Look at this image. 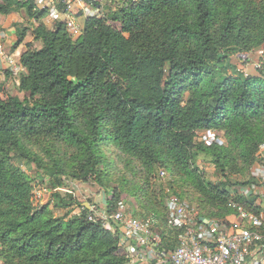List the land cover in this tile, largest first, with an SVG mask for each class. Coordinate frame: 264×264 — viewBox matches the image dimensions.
<instances>
[{"label":"trees","instance_id":"obj_1","mask_svg":"<svg viewBox=\"0 0 264 264\" xmlns=\"http://www.w3.org/2000/svg\"><path fill=\"white\" fill-rule=\"evenodd\" d=\"M22 10L33 24L19 32L15 47L29 31L32 42L19 55L16 92L28 97L0 96V264H133L120 254L121 234L110 219L119 198L106 192L104 143L146 175L159 167L180 176L204 215L233 216L231 201L258 211L253 198L238 194L249 180L227 179L260 162L264 60L257 76L229 60L264 42V0H110L77 38L64 21L47 28L34 0H0L2 16ZM207 130L222 133L225 144L196 142V133ZM42 139L66 142L73 153L47 164L26 146ZM202 157L223 182L204 178L196 166ZM21 165L48 177L51 191L64 187L63 178L95 183L106 194L107 219L82 205L77 217H56L49 204L34 208ZM51 198L56 209L71 203L59 192ZM149 207L157 221L144 220L159 232L166 227L157 251H173L176 233L166 226L164 207Z\"/></svg>","mask_w":264,"mask_h":264},{"label":"rangeland","instance_id":"obj_2","mask_svg":"<svg viewBox=\"0 0 264 264\" xmlns=\"http://www.w3.org/2000/svg\"><path fill=\"white\" fill-rule=\"evenodd\" d=\"M106 3H108L107 0L101 5L105 6ZM84 21V18H78L77 25L82 28ZM32 24V20L26 16L24 10L20 11L18 14H10L8 16L0 15V47L4 53H6L7 58V60L0 62V96L4 97L6 95L10 96V94H12L18 96L20 100H24L28 97L27 94L16 92V85L19 81V75L23 73L18 66L19 55L22 51H24V45L26 43L32 42L31 31H29L25 37L23 44H21L19 47H15V44L19 32L24 28L31 30ZM47 26L49 28L51 25ZM38 46L39 44L35 43L33 47ZM263 60L264 42L258 47H253L249 52L235 55L234 57L230 58L229 62L245 76H257L256 69L261 65ZM5 63H7L6 70L1 67L2 64ZM219 136L221 137L220 139L222 141V145L225 144L224 135L220 133ZM42 140L43 142L41 144L31 143L27 144L26 146L30 152L36 154L47 164H51V160H60L65 162L69 158V155L73 153V147L66 142L52 143L51 141L47 142L44 139ZM196 142H198L197 139ZM102 153L104 155L105 163H108V175L110 183L108 185L109 188L106 191L108 193V198L112 199L113 190H115V193L119 198L118 202L116 203V212L124 209L126 210L125 212H127L126 215L132 216L135 219H149L156 222L157 219L152 217V213L148 211V209H151L149 206L151 202H161L162 207L165 209V203L168 197L166 190H168L169 195L175 196L181 202L187 204L189 208L195 212L196 217L198 216V218L201 220L208 221L212 219L224 222L228 219V217L226 219H220L204 215L195 201L197 200L198 195L186 182L181 180L180 176L173 174L171 175L169 173L170 175H168L167 179L160 180L158 178V172L160 170L159 167H156L151 175H146L134 160L122 156L113 146H106L105 143L102 145ZM257 159L260 162L249 167L247 172H242L239 174L230 173L227 180H230V182H242L248 180L251 169L256 164H264V147L259 150ZM196 166L198 167L199 171L203 173V176L207 181L212 183L224 181V179H222L217 174L213 165L204 160L203 157L197 162ZM20 167L31 181V186L33 187L31 200L34 208H39L43 205L49 204L52 213L56 217H61L63 215L77 217L81 212L79 205L84 207L87 205L89 210L95 214V217L98 220H106L104 213L105 205L102 204V194H105V192H103V190L100 189V187L95 183L81 182L63 178L64 187L55 191H51L49 190L48 177L41 175V172L36 169L34 165H21ZM143 176L146 177L145 180H147L148 183L143 181ZM146 186L148 188V192L144 191ZM139 187H141L143 191H139ZM55 192H59L60 196L67 201L70 200L71 197L70 205L64 208H53L51 194ZM233 193V191H230L232 196H234ZM161 226V230L166 229L164 225ZM157 230L156 233L160 237L161 230L160 232ZM127 245V242L121 244L122 250L120 254H124L122 252L126 247H128ZM129 257L133 264H150L151 256H149L147 252H140L138 256Z\"/></svg>","mask_w":264,"mask_h":264},{"label":"built area","instance_id":"obj_3","mask_svg":"<svg viewBox=\"0 0 264 264\" xmlns=\"http://www.w3.org/2000/svg\"><path fill=\"white\" fill-rule=\"evenodd\" d=\"M104 2L106 0H34L35 9L46 12L43 23L47 28L54 22L64 21L73 38L81 33L77 19L101 17ZM5 60L6 53L0 47V62ZM196 138L206 147L222 145L221 137L212 130L197 132ZM159 177L165 180L168 174L162 170ZM248 180L238 194L253 198L258 211H247L231 201L229 207L235 214L224 222L199 219L187 204L166 190V226L176 233L173 251H157L161 237L149 220L128 216L124 209L110 219L119 227L121 244L128 243L125 253L138 256L140 252H147L151 256L150 264H264V164H256Z\"/></svg>","mask_w":264,"mask_h":264},{"label":"water","instance_id":"obj_4","mask_svg":"<svg viewBox=\"0 0 264 264\" xmlns=\"http://www.w3.org/2000/svg\"><path fill=\"white\" fill-rule=\"evenodd\" d=\"M102 204L105 205L106 201H105V194H102ZM86 208L89 209V207L86 205Z\"/></svg>","mask_w":264,"mask_h":264},{"label":"crops","instance_id":"obj_5","mask_svg":"<svg viewBox=\"0 0 264 264\" xmlns=\"http://www.w3.org/2000/svg\"><path fill=\"white\" fill-rule=\"evenodd\" d=\"M1 67H3L4 68V70H6L7 69V63H5V64H2V66ZM8 75H10V74H8ZM4 81V80H3Z\"/></svg>","mask_w":264,"mask_h":264}]
</instances>
